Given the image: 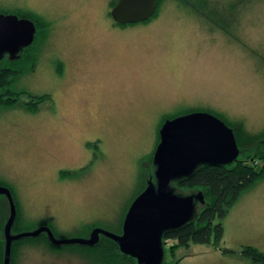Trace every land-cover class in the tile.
Segmentation results:
<instances>
[{
  "label": "rangeland",
  "instance_id": "374dc122",
  "mask_svg": "<svg viewBox=\"0 0 264 264\" xmlns=\"http://www.w3.org/2000/svg\"><path fill=\"white\" fill-rule=\"evenodd\" d=\"M182 1L163 0L155 17L116 25L117 0H0V13L39 15L47 25L36 70L17 84L19 102L0 108V185L17 199L21 232L119 233L154 168L165 119L205 111L241 123L247 135L262 132L264 0ZM26 91L50 101L28 110ZM243 198L223 220L221 247L237 254L192 244L176 252L178 264H252L238 252L264 251V180ZM7 203L0 198V223ZM38 241L21 244L14 264H108L78 245Z\"/></svg>",
  "mask_w": 264,
  "mask_h": 264
},
{
  "label": "water",
  "instance_id": "95a60500",
  "mask_svg": "<svg viewBox=\"0 0 264 264\" xmlns=\"http://www.w3.org/2000/svg\"><path fill=\"white\" fill-rule=\"evenodd\" d=\"M159 0H118L111 17L120 24L149 20L158 9ZM36 25L28 18L0 13V60L5 54L15 57L30 46L36 35ZM160 140L153 155L154 181L132 201L122 233L95 228L88 238L57 239L48 226L33 232L12 233L17 207L8 187L0 185V195L6 196L10 216L4 227L5 252L3 264H11L12 244L16 240L37 237L46 232L53 245L93 247L101 235L117 243L122 253L135 258L138 264H165L164 232L177 229L191 221L197 204L204 203L201 192L179 195L172 182L193 174L202 165H227L237 160L240 150L234 130L218 116L194 111L165 120L159 130Z\"/></svg>",
  "mask_w": 264,
  "mask_h": 264
},
{
  "label": "trees",
  "instance_id": "16d2710c",
  "mask_svg": "<svg viewBox=\"0 0 264 264\" xmlns=\"http://www.w3.org/2000/svg\"><path fill=\"white\" fill-rule=\"evenodd\" d=\"M161 1L163 0H159L158 9ZM202 1L206 2V6L211 3L209 0ZM181 3L196 7L200 2L196 1L195 3V1L191 2V0H189L187 2L182 1ZM157 11L154 17L157 15ZM31 19L34 21L37 29L33 43L28 47H24L15 57L5 54L0 60V108H11L19 102L22 93L16 92L17 84L23 76H28L36 70L38 51L36 50L35 43L38 37L40 38L42 36V39L45 36L44 30L47 25L39 15H33ZM23 93L25 94V92ZM32 101L34 103H31ZM47 101H50L49 95H42L24 104L26 109L35 111L41 104ZM227 124L234 130L239 146L240 153L237 160L227 165H202L190 176L175 180L171 184L173 189L182 195L201 192L204 197V203L197 204L195 215L191 221L177 229L164 232L162 240L165 247V264H178L180 260L175 259L176 252L180 248L188 249L192 244L210 245L219 249L225 255L237 254L236 251L221 247L225 232L223 220L246 192L264 180V129L258 135L250 136L244 132L241 123ZM154 170L155 166L149 173L147 181L138 194L145 189L150 179L154 181ZM0 198L4 199L6 205V197L0 195ZM14 201L18 212L12 232L19 233L21 232L18 227L20 216L19 206L15 197ZM6 220L5 213L4 221L0 223L1 261H3L5 252L6 241L4 227ZM38 240L42 241L41 238L32 237L14 241L12 244L11 264H14L15 252L21 244ZM167 242L169 243L168 246ZM48 245L57 248L49 242ZM72 246H79L83 248V250L89 251L94 256L96 255V259L98 261L100 259V262L106 261L108 264H138L135 258L122 253L115 241L103 235L100 237L98 244L94 247L77 246V244ZM238 253L252 264H264V251L255 247L244 246ZM168 256L175 259V262H167L166 257Z\"/></svg>",
  "mask_w": 264,
  "mask_h": 264
},
{
  "label": "flooded vegetation",
  "instance_id": "af4514ba",
  "mask_svg": "<svg viewBox=\"0 0 264 264\" xmlns=\"http://www.w3.org/2000/svg\"><path fill=\"white\" fill-rule=\"evenodd\" d=\"M117 2H118V0H117ZM116 2V3H117ZM115 3V4H116ZM114 4V5H115ZM113 8V7H112ZM112 10V9H111ZM113 19V18H112ZM114 21V20H113ZM114 24H116V25H123V24H120V23H117L116 21H114ZM125 25V24H124ZM59 69H57V71H58ZM26 93L28 94V97H29V99L31 100V99H33L34 98V96L32 95V92H29V91H26ZM40 95H36V97L38 98ZM31 103H34L33 101L31 102ZM13 194V193H12ZM6 197V196H5ZM7 199V198H6ZM8 201V200H7ZM7 221V220H6ZM52 231H53V233H54V230L52 229V228H50ZM13 233V232H12ZM19 233H21V232H19ZM122 233V230L118 233V234H121ZM13 234H17V233H13ZM54 235H55V233H54ZM102 236V235H101ZM55 237L57 238V239H61V238H59V237H57L56 235H55ZM32 238H41L42 239V242H44L45 244H47L48 245V242L51 244V245H53L51 242H50V240H49V237H48V234L46 233V232H43V233H41L39 236H37V237H32ZM100 241V240H99ZM73 245H75V244H73ZM53 246H55V247H57V248H61V247H63V246H69V245H53ZM96 246V245H95ZM88 247V246H87ZM94 247V246H93Z\"/></svg>",
  "mask_w": 264,
  "mask_h": 264
},
{
  "label": "crops",
  "instance_id": "0c3cea01",
  "mask_svg": "<svg viewBox=\"0 0 264 264\" xmlns=\"http://www.w3.org/2000/svg\"><path fill=\"white\" fill-rule=\"evenodd\" d=\"M252 189H255V187L252 188ZM252 189H251V190H252ZM251 190H249L248 192H250ZM248 192H246L245 194H247ZM245 194H244V195H245ZM244 195L240 198V200H239L237 203H240V201H242V200L244 199V198H243ZM242 198H243V199H242ZM246 200H247V199L244 200V207H245V208H246V206H247V201H246ZM245 201H246V203H245ZM237 203H236V204H237ZM236 204H235L234 206H236ZM234 206H233V207H234ZM260 208H261V207H257L256 210H258V209H260Z\"/></svg>",
  "mask_w": 264,
  "mask_h": 264
}]
</instances>
